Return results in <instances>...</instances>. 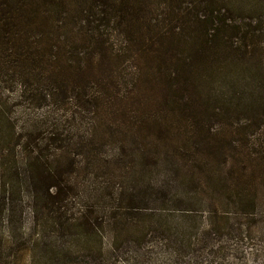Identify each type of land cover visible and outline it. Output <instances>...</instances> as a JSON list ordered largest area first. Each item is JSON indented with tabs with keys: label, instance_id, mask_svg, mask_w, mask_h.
Instances as JSON below:
<instances>
[{
	"label": "trees",
	"instance_id": "trees-1",
	"mask_svg": "<svg viewBox=\"0 0 264 264\" xmlns=\"http://www.w3.org/2000/svg\"><path fill=\"white\" fill-rule=\"evenodd\" d=\"M136 7L0 0V70L37 107L0 119V264H230L220 239L264 233V53Z\"/></svg>",
	"mask_w": 264,
	"mask_h": 264
},
{
	"label": "rangeland",
	"instance_id": "rangeland-1",
	"mask_svg": "<svg viewBox=\"0 0 264 264\" xmlns=\"http://www.w3.org/2000/svg\"><path fill=\"white\" fill-rule=\"evenodd\" d=\"M110 5L116 7L121 5L124 0H104ZM126 3L139 9L154 10L152 21L159 24L176 25L187 33H191L204 41H213L216 43L234 45L235 43L245 46L247 51H261L264 53V0H180L175 4L180 11L191 9L196 12L198 19L194 22L195 30L189 28L190 22L176 20L169 23L165 15L173 8L170 6V0H126ZM141 9V10H142ZM164 10V12H163ZM130 13L129 9L124 10ZM9 70L2 72L0 70V119L1 117L14 116L15 120L24 117L25 113H33L37 107H32L25 96H20L19 85L17 86L18 75L9 74ZM3 80V81H2ZM5 80V81H4ZM8 81V82H7ZM3 112V114H2ZM2 115V116H1ZM1 148V145H0ZM8 155L5 149H0V177L4 166V156ZM18 165L24 166V153H16ZM1 191V184H0ZM236 221L235 219H232ZM244 231L242 238L235 237L231 240H219L218 246L227 247L225 250L229 254L230 264H264V233L256 234L257 245L253 250L247 246L246 227L242 224ZM3 221L0 219V234L5 233ZM253 235L256 239L254 233ZM249 241H252L249 238ZM124 263L130 264V261L124 260Z\"/></svg>",
	"mask_w": 264,
	"mask_h": 264
}]
</instances>
